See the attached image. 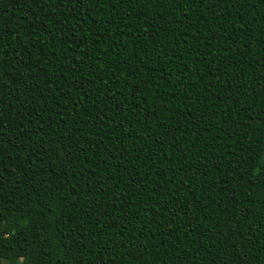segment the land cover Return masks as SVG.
Returning <instances> with one entry per match:
<instances>
[{
  "label": "trees",
  "instance_id": "trees-1",
  "mask_svg": "<svg viewBox=\"0 0 264 264\" xmlns=\"http://www.w3.org/2000/svg\"><path fill=\"white\" fill-rule=\"evenodd\" d=\"M0 248L264 264V0H0Z\"/></svg>",
  "mask_w": 264,
  "mask_h": 264
},
{
  "label": "snow or ice",
  "instance_id": "snow-or-ice-1",
  "mask_svg": "<svg viewBox=\"0 0 264 264\" xmlns=\"http://www.w3.org/2000/svg\"><path fill=\"white\" fill-rule=\"evenodd\" d=\"M6 239V237H5ZM10 249L0 248V262L2 261H10L11 257L9 255Z\"/></svg>",
  "mask_w": 264,
  "mask_h": 264
},
{
  "label": "clouds",
  "instance_id": "clouds-1",
  "mask_svg": "<svg viewBox=\"0 0 264 264\" xmlns=\"http://www.w3.org/2000/svg\"><path fill=\"white\" fill-rule=\"evenodd\" d=\"M0 264H7V261H2L0 262Z\"/></svg>",
  "mask_w": 264,
  "mask_h": 264
}]
</instances>
